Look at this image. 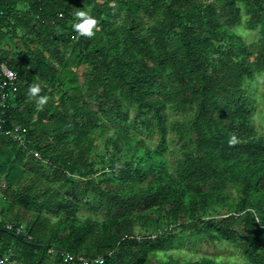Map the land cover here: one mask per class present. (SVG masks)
<instances>
[{"label": "trees", "instance_id": "16d2710c", "mask_svg": "<svg viewBox=\"0 0 264 264\" xmlns=\"http://www.w3.org/2000/svg\"><path fill=\"white\" fill-rule=\"evenodd\" d=\"M0 10V43L23 48L0 59L20 79L5 129L28 139L27 149L0 139L12 191L0 228L26 233L0 230L1 256L177 264L156 253L182 235L264 264V136L248 96L264 76V0H0ZM78 10L100 21L94 38L73 30ZM244 16L255 44L233 30ZM34 80L51 98L42 111L26 95ZM171 142L181 151L172 163Z\"/></svg>", "mask_w": 264, "mask_h": 264}, {"label": "rangeland", "instance_id": "374dc122", "mask_svg": "<svg viewBox=\"0 0 264 264\" xmlns=\"http://www.w3.org/2000/svg\"><path fill=\"white\" fill-rule=\"evenodd\" d=\"M99 1L104 2L105 0ZM245 19L246 17L244 16L242 25L236 27L233 30L237 35L241 36L248 45L255 44L259 41V34L257 31L253 32L248 30ZM248 96L256 105L254 123L259 134L264 136V76L257 78V81L250 85L248 88ZM172 118L176 120H185L188 117L172 115ZM140 137L145 139L151 148H156L158 144V138L155 135H150L146 132H143ZM169 138L171 140L173 135L170 134ZM14 155L15 154L13 152V156ZM166 159L171 163L181 159V151L178 145L174 142L170 143V151L167 153ZM11 202L12 199L10 198V200H5L3 205L7 207L11 204ZM224 214L225 213L222 212L220 217L223 218ZM89 215H91V211H88V207L86 208V206L83 204L81 216L87 217ZM156 255L157 258H160L161 260H171L177 264H188L192 260L203 258L230 264H248L244 259L242 252L232 244L223 243L216 247L211 243L199 238L184 237L182 235L175 238L173 248L167 249L166 251L157 252ZM48 260L52 261L53 264H57L58 261L54 255H50Z\"/></svg>", "mask_w": 264, "mask_h": 264}, {"label": "built area", "instance_id": "2783aa9c", "mask_svg": "<svg viewBox=\"0 0 264 264\" xmlns=\"http://www.w3.org/2000/svg\"><path fill=\"white\" fill-rule=\"evenodd\" d=\"M5 12L0 10V17H3ZM14 73V75H9ZM20 90V79L18 73L8 67L7 65L0 66V137L4 136L14 142L18 148H28V139L24 135L20 126H14L10 129H5L6 119L4 118V110L8 107L10 100ZM37 159H41V155L37 151H32ZM6 230L15 231L17 235L26 234L23 227H15L14 225H7ZM59 259L64 264H104L103 257L90 259L82 255L75 256L69 252H62L59 254ZM0 261L4 264H11L8 256H0Z\"/></svg>", "mask_w": 264, "mask_h": 264}, {"label": "clouds", "instance_id": "9594fccd", "mask_svg": "<svg viewBox=\"0 0 264 264\" xmlns=\"http://www.w3.org/2000/svg\"><path fill=\"white\" fill-rule=\"evenodd\" d=\"M74 17L75 22L72 23L71 26L78 37L92 39L95 37L96 33L101 30L100 21L97 18L93 17L88 11L78 10L74 13ZM9 75H14V73H10ZM41 92V83L34 80L29 85L26 94L29 101L35 102L37 111H42L51 99L48 95H41ZM239 142L240 140L235 133L231 134L227 141L229 147H233ZM0 264H4V262L0 261Z\"/></svg>", "mask_w": 264, "mask_h": 264}, {"label": "crops", "instance_id": "0c3cea01", "mask_svg": "<svg viewBox=\"0 0 264 264\" xmlns=\"http://www.w3.org/2000/svg\"><path fill=\"white\" fill-rule=\"evenodd\" d=\"M22 49L23 48L20 47L19 39H16L13 42V46H11V47L9 45L5 44L4 42L0 43V59L3 58L4 55H7V54L14 55L16 53H19L20 50H22ZM2 65H6V64H2ZM2 138H4V136L0 137V139H2ZM0 145H2L0 147V149L5 148V145L3 146L2 141H0ZM6 150L4 149V151H6ZM0 158H2L1 154H0ZM2 160H3V162L6 161L5 158H2ZM11 194H12V191H10V189H8V186H7L5 179H4V177H2V179L0 180V220H8L9 219L8 218L9 214H8V209H7L9 205L7 207H5L3 205V203L5 200H10V198L12 199ZM15 211L17 212V210H15ZM8 225H12V224L9 223ZM5 256H8L10 258L11 264H21L18 262V260L13 259L12 256H14V254L10 253L9 255H5ZM47 263L53 264V262L49 261V260L45 262V264H47Z\"/></svg>", "mask_w": 264, "mask_h": 264}, {"label": "water", "instance_id": "95a60500", "mask_svg": "<svg viewBox=\"0 0 264 264\" xmlns=\"http://www.w3.org/2000/svg\"><path fill=\"white\" fill-rule=\"evenodd\" d=\"M1 231H5L8 232V230H5L4 228H0ZM43 260V255L41 256V258L38 260L37 264H41Z\"/></svg>", "mask_w": 264, "mask_h": 264}]
</instances>
